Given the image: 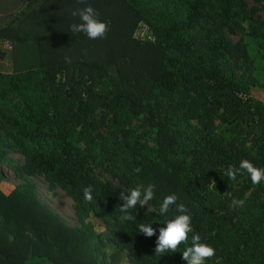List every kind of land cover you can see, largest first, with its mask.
Segmentation results:
<instances>
[{
  "label": "trees",
  "instance_id": "obj_1",
  "mask_svg": "<svg viewBox=\"0 0 264 264\" xmlns=\"http://www.w3.org/2000/svg\"><path fill=\"white\" fill-rule=\"evenodd\" d=\"M22 1L0 27L22 68L0 73V264H187L186 245L154 252L158 229L179 214L176 205L159 214L171 194L191 216L187 246L198 233L216 249L206 264H264V181L224 174L243 159L264 169V103L250 100L246 71H236L245 47L226 36L262 48L264 21L254 15L264 0ZM88 6L109 25L105 38L71 31L82 22L73 11ZM139 23L153 41L133 37ZM138 120L148 126L140 135ZM4 167L22 183L9 185ZM34 175L71 197L80 227L42 203ZM149 184L154 199L122 222L121 194ZM141 223L157 235L145 237Z\"/></svg>",
  "mask_w": 264,
  "mask_h": 264
},
{
  "label": "clouds",
  "instance_id": "obj_2",
  "mask_svg": "<svg viewBox=\"0 0 264 264\" xmlns=\"http://www.w3.org/2000/svg\"><path fill=\"white\" fill-rule=\"evenodd\" d=\"M81 3L84 0H80ZM74 16L78 15L82 21L79 24H72L71 31L74 33H84L87 38L97 40L105 38L109 25L106 22H101L98 19L99 13L91 6L83 9L73 11ZM7 50H11L8 41L0 42ZM4 65L6 72L9 74L12 70V62L10 58H5L0 61ZM137 173L140 169L135 170ZM247 172L250 176L251 183L259 185L264 181V169L257 168L253 163L247 159L239 162V167L229 165L225 171V175L232 181L237 179V175H243ZM215 183V182H213ZM155 185L149 184L146 188L143 185L129 189L127 194H121L120 199L123 203L120 205L119 211L121 213L120 220L133 221L136 219L130 214L131 209H135L137 205L140 207L148 206L149 201L155 197ZM84 199L88 202L93 200L91 186L83 190ZM177 196L171 194L166 196L159 207V214L166 215L169 213L171 206L176 205L177 214L173 219L167 220L163 227L158 229V236L155 241V255H163L165 253H177L180 246L186 245L185 250L182 252V259L187 264H206V261L212 260L216 256V249L207 243L201 242V237L197 233L191 237V246H187L189 242V233L193 232L191 216L188 213L187 207L183 204H177ZM233 205L243 207L245 200H233ZM138 230L147 238L157 235V229L153 228L150 224L141 223L138 225Z\"/></svg>",
  "mask_w": 264,
  "mask_h": 264
},
{
  "label": "rangeland",
  "instance_id": "obj_3",
  "mask_svg": "<svg viewBox=\"0 0 264 264\" xmlns=\"http://www.w3.org/2000/svg\"><path fill=\"white\" fill-rule=\"evenodd\" d=\"M252 5L253 3L249 2V6ZM255 7L258 8V11L254 15V20L257 21V23L264 21V11L258 5H255ZM226 36L232 44H242L245 47L248 54V61L241 69H236V71L238 74L242 72V69H245L246 71V75L248 76L250 82V100L264 103V45L262 48H259L253 37L244 36L239 32H231L227 30ZM10 47L13 48L11 44ZM241 63L243 62L241 61ZM15 70L19 71L22 70V68L16 66ZM111 72L114 74V68H112ZM140 121L142 120L132 122L133 129L137 135L143 133L145 129L148 130L147 124L141 123ZM248 128L254 129L252 125H249ZM149 145H153L151 140H149ZM10 159L18 163L22 162V158L17 154H11ZM3 173L9 185L17 186L22 183V181L16 178L7 167L3 168ZM28 179L35 183L37 196L48 209L53 211L68 226L80 227L81 223L77 217L75 204L71 197H69L58 186L50 185L43 176H28ZM88 221H90L95 230H105L103 221H101L98 217L90 215Z\"/></svg>",
  "mask_w": 264,
  "mask_h": 264
},
{
  "label": "crops",
  "instance_id": "obj_4",
  "mask_svg": "<svg viewBox=\"0 0 264 264\" xmlns=\"http://www.w3.org/2000/svg\"><path fill=\"white\" fill-rule=\"evenodd\" d=\"M23 6L24 3L22 0H0V27L5 25L10 15L19 12ZM0 49L3 52V55L0 57V61H3L5 58L11 59L13 66L11 70L12 73L15 69L13 49L12 47L10 51L5 49L2 43H0ZM0 73H8L6 72L3 64H0Z\"/></svg>",
  "mask_w": 264,
  "mask_h": 264
},
{
  "label": "built area",
  "instance_id": "obj_5",
  "mask_svg": "<svg viewBox=\"0 0 264 264\" xmlns=\"http://www.w3.org/2000/svg\"><path fill=\"white\" fill-rule=\"evenodd\" d=\"M133 37L141 41H153L154 35L151 29L145 23H139L137 28L134 31Z\"/></svg>",
  "mask_w": 264,
  "mask_h": 264
}]
</instances>
